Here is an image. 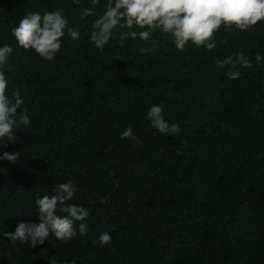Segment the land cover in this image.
<instances>
[{
  "label": "trees",
  "instance_id": "trees-1",
  "mask_svg": "<svg viewBox=\"0 0 264 264\" xmlns=\"http://www.w3.org/2000/svg\"><path fill=\"white\" fill-rule=\"evenodd\" d=\"M100 0H0V44L13 47L5 71L21 90L30 124L0 161V232L39 223L35 199L60 183L78 186L69 203L89 209V231L31 248L0 237V264H264V21L216 33L217 47L175 49L117 37L97 50L88 34ZM62 9L79 40L64 38L52 61L11 34L29 11ZM84 8H92L87 17ZM252 61L229 79L216 59ZM165 106L177 135L151 127L147 110ZM129 125L142 146L120 133ZM109 232L111 243L94 241Z\"/></svg>",
  "mask_w": 264,
  "mask_h": 264
},
{
  "label": "clouds",
  "instance_id": "clouds-1",
  "mask_svg": "<svg viewBox=\"0 0 264 264\" xmlns=\"http://www.w3.org/2000/svg\"><path fill=\"white\" fill-rule=\"evenodd\" d=\"M79 3V0H73ZM93 8L100 0H90ZM93 12L84 8L82 17ZM264 21V0H105L103 8L96 13L88 34L89 41L97 50L103 51L109 42L117 37L121 40L132 38L150 42L154 33L170 36L175 49L184 51L186 46L203 47L207 51L216 49V33L221 27L244 31L257 22ZM11 34L20 47L32 50L45 61H52L62 49L65 37L79 40L80 33L69 26L62 9L53 11H29L11 28ZM13 47L0 44V145L5 147L15 143L21 126L30 124L28 109L24 107L23 96L18 87L11 86L5 71ZM255 60L264 64V55L257 53ZM218 68L230 66L229 79L241 76V69L251 68L252 61L243 51L216 59ZM151 127L168 135L180 133V125L165 118V106L152 104L147 110ZM122 139L128 138L142 146V141L134 134L129 125L121 133ZM19 153L4 151L0 161L16 162ZM78 186L71 180L60 183L52 195L40 196L37 193L35 205L39 223L19 221L12 232H0L14 246L17 242H27L31 248L44 245L54 237L57 241L68 242L79 236H86L89 226L85 222L90 215L88 208L69 203L75 197ZM111 235L105 231L94 241L100 247L111 243ZM56 264V261H51ZM76 264V261H71Z\"/></svg>",
  "mask_w": 264,
  "mask_h": 264
}]
</instances>
